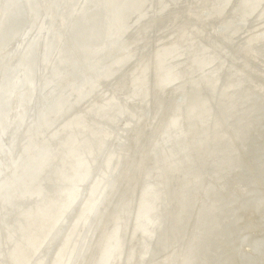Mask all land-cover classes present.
I'll return each mask as SVG.
<instances>
[{
    "label": "bare ground",
    "instance_id": "bare-ground-1",
    "mask_svg": "<svg viewBox=\"0 0 264 264\" xmlns=\"http://www.w3.org/2000/svg\"><path fill=\"white\" fill-rule=\"evenodd\" d=\"M253 93L264 0H0V264H264Z\"/></svg>",
    "mask_w": 264,
    "mask_h": 264
},
{
    "label": "water",
    "instance_id": "water-1",
    "mask_svg": "<svg viewBox=\"0 0 264 264\" xmlns=\"http://www.w3.org/2000/svg\"><path fill=\"white\" fill-rule=\"evenodd\" d=\"M24 14V9L20 10V18L22 17V15ZM38 47H35V45L31 46V51L29 52V56H30V60H28L29 63H32L34 65V67L36 66V64L39 61V51L37 50ZM257 48H260V46H257ZM34 53L36 54V58L34 56ZM263 97V103L260 101V104H256L258 106L257 110L255 113H253L249 119H252V122H254V120L257 122L258 128H260V124H258V122L260 121V118L262 115H264V93L262 94H256L253 93V99H260ZM248 129H250V127L248 126ZM251 130V129H250Z\"/></svg>",
    "mask_w": 264,
    "mask_h": 264
},
{
    "label": "rangeland",
    "instance_id": "rangeland-1",
    "mask_svg": "<svg viewBox=\"0 0 264 264\" xmlns=\"http://www.w3.org/2000/svg\"><path fill=\"white\" fill-rule=\"evenodd\" d=\"M101 52V53H100ZM103 53H105L104 51H99V53H98V55H95V56H99L100 54H103ZM109 53V51L108 52H106V54H108ZM95 58L96 57H93V60L92 61H94L95 60ZM117 62V61H116ZM116 62H114V63H110L109 62V64H104L102 67H99V68H92L91 70H92V75H93V82L92 83H94V82H99L100 81V77L102 76V73H101V70L103 69V68H106V67H109V66H111V65H114V64H116ZM85 74H86V72H85ZM75 207H76V205H75ZM74 207V208H75Z\"/></svg>",
    "mask_w": 264,
    "mask_h": 264
}]
</instances>
